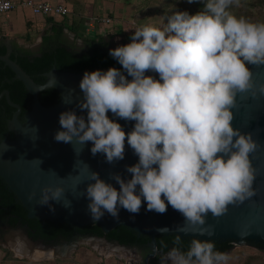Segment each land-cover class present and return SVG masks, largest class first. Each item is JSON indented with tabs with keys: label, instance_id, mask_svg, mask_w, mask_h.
<instances>
[{
	"label": "clouds",
	"instance_id": "obj_1",
	"mask_svg": "<svg viewBox=\"0 0 264 264\" xmlns=\"http://www.w3.org/2000/svg\"><path fill=\"white\" fill-rule=\"evenodd\" d=\"M187 3H201L203 8L194 15L175 12L162 27L137 28L131 43L109 50L130 81L116 68L86 71L77 107L87 111V118L74 111L59 116L63 130L55 134L56 142L81 146L91 142L92 155H104L109 164L124 159L127 142L138 157V163L126 166L131 179L110 175L119 190L91 172L94 183L87 185L83 196L90 201L93 221L105 213L118 219L121 208L139 214L143 201L147 211L158 214L166 213L170 205L193 232L212 236L214 231L203 227L209 213L218 219L229 205L239 206L256 195L257 169L250 154L260 145L251 133L234 129L232 109L238 94L264 96V84L257 86L248 67L264 65V23L232 14L229 9L239 0ZM146 72L157 73L159 80ZM109 112L135 121L132 131L126 133L109 119ZM63 194V188L45 187L38 204L61 202ZM63 206L70 207V202ZM181 242L177 236L175 243ZM169 260L227 264L228 254L215 251L212 240L194 238L186 252L173 247L161 256V264Z\"/></svg>",
	"mask_w": 264,
	"mask_h": 264
},
{
	"label": "water",
	"instance_id": "obj_2",
	"mask_svg": "<svg viewBox=\"0 0 264 264\" xmlns=\"http://www.w3.org/2000/svg\"><path fill=\"white\" fill-rule=\"evenodd\" d=\"M48 37L51 41L64 45L87 44L86 41L67 40L49 35ZM99 40H103L109 50L129 44L124 37ZM0 43L7 48V53L0 55V61L11 69L14 79L23 84L32 100L30 110L24 115L22 124L19 120L21 108L10 100L7 90L0 92V100L4 98L7 104L14 109L7 123L8 131L14 135L13 139L5 138L0 142V178L4 181L8 191L15 195L17 201L26 210L28 219L47 220L75 228L96 225L105 234L118 227H125L135 231L138 235H146L150 238L148 247L151 250V257L162 254L158 251L156 243V236L159 235H174L180 236L181 239L195 238L215 242L231 241L233 247L248 245L256 249L258 246L254 244L264 242V96L252 99L250 94H238L237 107L232 109L234 129H239L242 133H251L253 139L260 145L255 153L250 154L252 165L257 169L253 183L256 195L239 206L229 205L228 212L218 219L213 218L209 213L203 227L214 231L212 236H201L198 231L193 232L185 218L173 210L170 205L166 213L158 214L154 211H147V204L143 201L139 214H131L121 208L118 219L105 213L99 221H93L88 210L90 201L83 196L87 185L94 183L89 179L91 172L98 173L100 179L119 190V185L110 179V175L119 174L125 180L131 179L126 166L138 163V157L127 142H125L124 159L113 164L107 163L102 154L98 153L93 156L90 151L93 146L91 142L84 146L75 142L73 144L56 142L55 134L63 130L59 124V116L62 112L74 111L78 116L87 118V111H81L77 107L83 99L79 84L84 73L65 72L52 68L43 75L46 79L44 84H36L16 62L9 58V55L13 50H25L40 56L41 46H16L13 41L1 40ZM248 67L254 74L253 79L257 86L264 84V65L259 67L248 65ZM100 71L106 72L107 70L100 69ZM124 75L129 81L132 79L127 74ZM146 76L159 80V75L155 72H146ZM48 89H55L59 100L50 106H43L38 95ZM108 116L109 119L121 124L126 133L132 131L135 121L119 119L111 112ZM81 149H83L82 152ZM45 187L63 188L62 201L50 200L49 205L40 206L38 201L41 198V190ZM33 192L36 195L30 200L29 195ZM68 202H70V207H64L63 203ZM199 227L197 226V229ZM182 228L185 231H180ZM22 233L29 245L35 244L24 231ZM82 238L110 243L105 238L94 236ZM79 240L81 239L78 238L76 241ZM112 243L118 247L129 248L120 245L117 241ZM129 249L138 251L135 246H130ZM129 264H138V261L134 259Z\"/></svg>",
	"mask_w": 264,
	"mask_h": 264
},
{
	"label": "trees",
	"instance_id": "obj_3",
	"mask_svg": "<svg viewBox=\"0 0 264 264\" xmlns=\"http://www.w3.org/2000/svg\"><path fill=\"white\" fill-rule=\"evenodd\" d=\"M160 10L167 23V18L175 12L187 11L190 15L196 14L202 10L201 3H187V0H160ZM240 10L244 13L238 14L237 17H244L253 23H264V15L262 17L251 16L253 12L264 14V0H239V5L233 4L229 11ZM248 15H247V14ZM56 36L60 34V30H55ZM125 35V34H122ZM133 34L125 35L127 41H131ZM50 37H44L40 56H33L29 51L13 50L9 58L16 62L21 69L26 72L31 79L39 85L44 84L45 73L55 68L59 71L85 73L100 69L108 70L116 68L123 74L122 66L114 60L109 51L105 50L106 43L103 40L86 41L89 48L86 52L76 53L69 50L63 43L49 44ZM7 48L0 43V55H5ZM146 75V73H145ZM7 90L10 100L21 108L19 120L24 123L23 117L30 110L32 103L31 96L25 90L23 84L14 79V73L11 69L0 61V92ZM39 101L43 106H50L59 100V95L55 89L45 90L38 95ZM14 109L10 107L4 98L0 100V142L7 138L13 139L11 132L7 129V123L11 119ZM0 221L5 222L11 227L18 225L26 227V234L32 241L42 240L44 242H53L58 239L69 241L74 236H94L105 238L107 241H117L123 246H139L146 247L150 238L146 235H138L135 231L125 227H118L113 231L105 234L96 225H90L83 228H75L66 224H59L52 221H39L36 219H28L27 212L17 201L15 195L8 191L4 181L0 178ZM176 236L169 235L156 236L157 249L161 253H168L173 247L179 248L182 252H186L190 246V238L181 239L180 244H176ZM215 251L227 253L233 248V242H215ZM258 246V251H264V242L254 244ZM260 256L252 254L246 256L241 264H261Z\"/></svg>",
	"mask_w": 264,
	"mask_h": 264
},
{
	"label": "crops",
	"instance_id": "obj_4",
	"mask_svg": "<svg viewBox=\"0 0 264 264\" xmlns=\"http://www.w3.org/2000/svg\"><path fill=\"white\" fill-rule=\"evenodd\" d=\"M11 1L17 8L10 13L0 14V40L13 41L16 46H42L43 38L48 35L83 42L102 38H126L125 35L134 34L135 28L142 26L138 17L135 21L131 20L133 6L136 5L129 7L128 0H35L66 6L69 14L64 18L34 16L20 5L24 0ZM106 17L111 19L109 25L101 22ZM56 29L60 30L58 36ZM79 238L81 240L73 243L72 249L67 253L57 254V249H51L57 255L53 257L54 261L70 260L76 249L80 248L93 254L94 262L91 264H129L139 254V251L129 249L130 246L118 247L113 241L107 243Z\"/></svg>",
	"mask_w": 264,
	"mask_h": 264
},
{
	"label": "rangeland",
	"instance_id": "obj_5",
	"mask_svg": "<svg viewBox=\"0 0 264 264\" xmlns=\"http://www.w3.org/2000/svg\"><path fill=\"white\" fill-rule=\"evenodd\" d=\"M128 2L130 3L129 7L136 5L133 6L131 20L135 21V18L138 17L142 24L141 27H162L166 23L164 16L158 12L162 7L160 6V0H128ZM242 13L244 12L240 10L233 12L235 16ZM263 15L264 14H259V12H253L251 16L262 17ZM22 231L23 230H20L19 227L11 229L8 228L7 225L0 223V264H91L92 261L94 262L93 254H90V252L86 251L84 248H80L79 250L76 249L75 254L72 255L70 260L66 259L62 262L54 261L53 257L57 255L51 249L56 248L58 252L60 251V254L62 252L67 253L70 248L72 249V245L53 248L40 246L39 243L29 245L24 240ZM258 251L260 250L248 245L233 247L228 252L227 264H241L246 256L252 254L259 255L260 263L264 264V251L261 253ZM106 264H110V262Z\"/></svg>",
	"mask_w": 264,
	"mask_h": 264
},
{
	"label": "built area",
	"instance_id": "obj_6",
	"mask_svg": "<svg viewBox=\"0 0 264 264\" xmlns=\"http://www.w3.org/2000/svg\"><path fill=\"white\" fill-rule=\"evenodd\" d=\"M28 9L34 16L48 18H64L69 14L66 6L61 4H51L49 2H39L35 0H24L20 4ZM17 6L11 0H0V14L12 12ZM105 25H109L111 19L106 17L101 20Z\"/></svg>",
	"mask_w": 264,
	"mask_h": 264
},
{
	"label": "flooded vegetation",
	"instance_id": "obj_7",
	"mask_svg": "<svg viewBox=\"0 0 264 264\" xmlns=\"http://www.w3.org/2000/svg\"><path fill=\"white\" fill-rule=\"evenodd\" d=\"M53 43H56V41H50L49 44H53ZM128 43H131V41H128ZM69 48V50H72L76 53H81V52H84V50H88L89 46L88 44H80V45H65ZM42 48V46H41ZM105 50H109V48L106 46L104 47ZM33 56H36L34 53H32ZM40 55V53H39ZM23 120H24V117H23ZM21 122V121H20ZM23 124V123H22ZM12 134V133H10ZM12 136H14L12 134ZM0 223H3L5 225H7L8 228H11V229H14V228H20L24 231V233H26V227L25 226H21V225H18L16 227H11L9 226L8 224H6L5 222H2L0 221ZM79 238V236H74L72 237L69 241H65L63 239H58L57 241H53V242H44L42 240H37V241H34L35 244L36 243H39L40 246H48V247H60L64 244L66 245H72L73 243H75V241ZM138 248V251H139V254L137 255L136 259L138 261V264H161V256L162 255H166L167 253L165 254H157L153 257H151V250L148 246L146 247H139V246H135ZM56 249V248H54ZM57 253H60L57 252ZM167 264H171V261H167Z\"/></svg>",
	"mask_w": 264,
	"mask_h": 264
}]
</instances>
